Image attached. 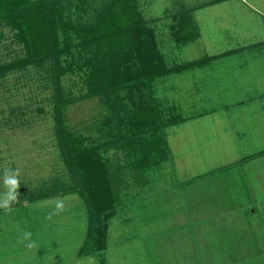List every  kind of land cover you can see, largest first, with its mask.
<instances>
[{"label": "rangeland", "instance_id": "obj_1", "mask_svg": "<svg viewBox=\"0 0 264 264\" xmlns=\"http://www.w3.org/2000/svg\"><path fill=\"white\" fill-rule=\"evenodd\" d=\"M60 1L70 9V19L82 24L91 21L95 8L102 2L85 0L86 13L77 0ZM133 1L155 30L169 64L223 52L233 54L215 59L203 69L172 74L154 82L153 95L162 115L176 110L185 118L204 112L206 117L187 119L175 128L176 133L167 129L171 125L167 126L164 132L167 131L169 154L161 155L162 162L155 161L144 170L141 181L126 183L122 203L106 228V233L110 232L108 264H168L173 257L185 258L191 252L197 257L202 244L201 248L213 255L219 249L220 235L224 236L225 232L246 235L251 250L245 264H264V156L241 162L247 155L264 151V130L259 129L263 121L249 116L253 110L249 107L241 108L245 115L234 112L232 118L220 108L226 91H243L246 87L254 93L253 100L264 103V0H219L218 4H214L218 0ZM184 7L194 9L200 37L181 45L173 39L172 26L175 15ZM12 35L10 28L0 26V63L23 54ZM38 71L30 68L0 80V170L19 167L22 173L19 202L12 205L10 212L0 209V217L5 220L18 216L21 224L17 225L22 228L26 226L24 215L31 214L34 218L42 212L41 219L38 218L44 234L41 236L38 231L37 235L44 241L36 240V250L16 249L9 255L1 254L0 261L3 264H101L97 255L87 259L76 255L88 233L89 215L84 199L77 193L60 196L66 210L52 220L46 217L54 208V197L38 200L43 189L70 183L56 133L57 91L46 81L48 74ZM88 78L84 71L76 70L61 79L66 92L61 96L65 95L69 101L68 105L64 104L63 123L76 137L90 136L87 130L91 131V125L99 123L106 113L100 97H86ZM241 96H245L244 91ZM207 98L213 99L207 102L204 100ZM234 99L238 101L242 97ZM218 116L224 120L228 117L231 130L224 129L226 122L220 120L215 125ZM210 135H215L217 142ZM118 155L113 149L104 153L113 166ZM226 165L229 169H221ZM3 190L0 181V192ZM246 208L256 213L249 217L243 213ZM97 222L103 227L101 220ZM234 236L237 235H232L230 241ZM4 239L0 237L1 245ZM242 239L240 236L239 241ZM6 240L9 242V238ZM151 246L157 250L147 251L146 247ZM150 255H158L160 259H150ZM223 255L221 252L220 260L214 264H230L221 260Z\"/></svg>", "mask_w": 264, "mask_h": 264}, {"label": "trees", "instance_id": "obj_2", "mask_svg": "<svg viewBox=\"0 0 264 264\" xmlns=\"http://www.w3.org/2000/svg\"><path fill=\"white\" fill-rule=\"evenodd\" d=\"M77 1L87 13L83 8L87 2ZM68 11L60 0H0V26L10 28L13 42L23 52L0 63V80L30 68L48 74L46 81L57 91L56 133L70 183L43 189L38 200L76 193L83 198L89 222L82 254H101L108 240V222L122 203L126 183L141 181L144 170L163 161L160 156L169 154L164 129L181 119L176 110L162 115L153 95L154 82L203 67L229 53L169 64L155 30L133 0H102L85 24L73 22ZM193 12L184 7L175 15L176 44L186 45L200 37ZM76 70L89 77L86 97H100L106 108L101 121L87 130L91 134L87 137H76L63 123L64 104L69 101L61 96L65 90L61 79ZM112 149L119 154L114 166L104 156Z\"/></svg>", "mask_w": 264, "mask_h": 264}, {"label": "crops", "instance_id": "obj_3", "mask_svg": "<svg viewBox=\"0 0 264 264\" xmlns=\"http://www.w3.org/2000/svg\"><path fill=\"white\" fill-rule=\"evenodd\" d=\"M225 53H228V52H223V53H220L217 55L213 54V56H211V55H208V56L214 57V56L223 55ZM232 54L233 53L231 52L225 56L220 57V59H225L227 56L232 55ZM199 59H201V58H199ZM199 59H195V60H191V61H196ZM214 60H212L211 62H209L207 65L203 66L200 69H203L206 66H210L214 62ZM191 61H185V62H191ZM200 69H197V70H200ZM250 90L251 89L248 87L244 88L243 91H244L245 96H241V94H243V91H240V90H236V91L231 90L230 92L226 91L222 95V101H221L220 108L225 110V114L230 116L231 118H232V115L234 112H235V114L242 113V115H245L246 113L244 111H241V108L243 106L252 108L253 110L251 112H249V116H251L252 118H254V117L260 118V120L263 121L261 124L263 127H259V129L264 130V103L261 101L253 100L252 97H254V96H252V95L254 93ZM223 96L227 97L226 100H225V98H223ZM240 97H242L241 100L237 99L238 101H236L234 99V98H240ZM212 99L213 98H211V99L207 98L204 100L208 102V101H211ZM216 111L217 110L213 111L210 115H213ZM203 114H206V112H204ZM203 114L197 115V116H189L186 118L179 115L181 117L180 121L172 124L167 129H170L173 133H176L175 128H178L180 125L185 124L187 122V119L203 120V118L206 117ZM221 116H218V119L214 121L215 125L219 124V120H220V121H222V123L226 122L223 124V125H226V126H223L224 129L231 130V127L228 126L230 124V122H227L228 117L225 118V120H226L225 121L223 117L221 118ZM166 132L167 131L164 132L165 136H166ZM210 137L214 140V142H217V138L215 137V135H210ZM166 139H167V136H166ZM167 146H168V142H167ZM261 156H264V151L262 153H256V154H252L249 156L247 155L241 159V162L242 161L245 162L246 159L247 160L252 159V158L255 159V158H258ZM228 166L229 165L223 166V167H221V169L227 170V169H229ZM240 205L241 204H238V206H240ZM250 210H251L250 208H246V210L243 213L247 214L249 217H252V215H254V213H256V211L253 210V212H251ZM40 215H42V212L37 214L34 218H33L34 215L31 216V214H27V217L24 215L23 219L26 220V226L21 225L22 228L19 225H17L21 222L20 218H16L18 216H15L12 219L6 218L5 220H3L2 217H0V225H6L5 228H0V237H3V238L5 237L2 245L0 244V255L1 254L9 255L10 253L15 251L16 249L25 251L26 250V247H25L26 242H22V234L24 231H30L32 233V239L34 241L39 239V243H41V242L43 243L44 239H42L41 236L44 234V228L42 227V224H39V218L38 217ZM36 217H37V219H36ZM16 219H18V220H16ZM40 219H41V216H40ZM15 220H16V223H15ZM38 231H39V234L41 236L37 235ZM86 235H87V232H86ZM86 235H85V240H86ZM232 235H237V236H234L233 239L230 241V237ZM220 236H221V238L219 239V245L220 246L218 245L219 249L216 248L214 250L215 252L213 253V255H210L207 252V250L202 249L201 248V246H203V244H202L199 247V250H201V251L196 252L197 257L192 255L193 252H191V254H188V257H185V258L180 257V256L173 257V259L171 261H168V264H214L216 261L220 260V257H218V256L221 252H223L225 254V255H223V257H221L222 261H228L230 264H237V263L245 264L247 259H249V254H250V250H251V247H250L251 244H250L249 240L246 237H244L246 235L242 236V234H236V233L230 234L229 232H225L224 236H222V235H220ZM240 236L243 239L239 241ZM6 238H9V242L6 240ZM109 238H110V232L108 233V240H107L106 247L103 249L101 254H86V255L82 254V250L84 248V244H83L76 254L77 257L87 259L88 257L97 255V256H99V261L101 262V264H108L109 261H108L107 253H109L111 251L109 248V244H108ZM85 240H84V242H85ZM118 248H120V247H118ZM155 249L157 250L156 246L146 247V250L149 252H152ZM186 258H187V260H184ZM150 259H157L158 260V259H160V256L150 255ZM0 264H3V263L0 261ZM154 264H157V262H154Z\"/></svg>", "mask_w": 264, "mask_h": 264}, {"label": "clouds", "instance_id": "obj_4", "mask_svg": "<svg viewBox=\"0 0 264 264\" xmlns=\"http://www.w3.org/2000/svg\"><path fill=\"white\" fill-rule=\"evenodd\" d=\"M2 176H0V181H2L3 191L0 192V209L10 212L12 210V205L18 203L19 192L18 189L21 184V169L19 167L12 168L6 167L2 170ZM54 208L50 211L46 217L48 220H52L54 216L60 215L66 210L65 201L60 196L54 197ZM22 242L25 243L27 249L36 250L38 245L36 241L32 239V233L30 231H24L22 234Z\"/></svg>", "mask_w": 264, "mask_h": 264}]
</instances>
